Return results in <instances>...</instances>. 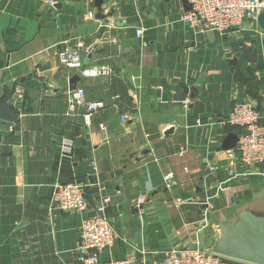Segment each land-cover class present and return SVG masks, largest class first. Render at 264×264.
Masks as SVG:
<instances>
[{
	"label": "crops",
	"instance_id": "crops-1",
	"mask_svg": "<svg viewBox=\"0 0 264 264\" xmlns=\"http://www.w3.org/2000/svg\"><path fill=\"white\" fill-rule=\"evenodd\" d=\"M91 2L0 0V96L13 84L15 100L24 95L17 120L0 119V264H81L85 213L53 207L66 179L85 185L91 205L111 198L118 238L101 261L160 264L172 249L212 250L224 218L264 214V164L245 166L222 147L237 134L234 107L261 101L264 28L247 22L218 44L182 20L184 0H104L105 19ZM78 40L87 66L110 64L111 77L61 66L57 45ZM75 77L88 100L106 103L91 117L65 115Z\"/></svg>",
	"mask_w": 264,
	"mask_h": 264
},
{
	"label": "built area",
	"instance_id": "built-area-1",
	"mask_svg": "<svg viewBox=\"0 0 264 264\" xmlns=\"http://www.w3.org/2000/svg\"><path fill=\"white\" fill-rule=\"evenodd\" d=\"M190 9L182 14V20L200 33L219 32L225 35L240 29L247 22L258 21L264 11V0H186ZM92 5L94 0H92ZM94 17V12H89ZM142 28L137 29L138 37L143 35ZM85 42L78 40L75 45L63 41L57 45V57L64 68L80 71L84 78H109L113 74L110 64L86 66L82 50ZM66 116L78 115L80 111L88 118L102 110L106 103L103 100H88L84 88L68 89L65 93ZM18 100H24L23 93L17 94ZM128 117L124 116L126 120ZM229 124L236 127L239 136L237 151L245 166L264 164V90L259 104L243 102L237 104L229 115ZM183 155V152L180 153ZM207 169L214 166L208 163ZM230 180L221 183L220 190H228ZM178 184L174 172L164 174V185L171 189ZM147 201L144 195L139 196L133 204L141 208ZM110 197H105L98 205H91L86 187L76 182L57 186L53 196V207L64 212L85 213L80 227V241L75 249L77 260L81 264H137L132 257L122 260L101 261L100 254L111 249L117 241V232L111 221L107 207ZM160 264H249L231 259L213 250L195 247L190 249H172L166 252Z\"/></svg>",
	"mask_w": 264,
	"mask_h": 264
},
{
	"label": "water",
	"instance_id": "water-1",
	"mask_svg": "<svg viewBox=\"0 0 264 264\" xmlns=\"http://www.w3.org/2000/svg\"><path fill=\"white\" fill-rule=\"evenodd\" d=\"M104 0H96V7L98 19H105L106 14L103 13L102 5ZM185 9H190V4L184 0ZM258 24L264 28V11L258 16ZM216 42L222 43V35L215 32ZM257 52L251 57L250 51L246 50L244 57L253 61L257 59ZM91 55L84 61L83 68H85L90 60ZM78 77L73 79V84L70 89H76L75 82ZM17 90L16 84L12 87L5 85L3 94L0 96V119L15 122L18 114L22 108L23 102L15 100L14 96ZM173 132L170 129L166 132L169 135ZM239 136L236 133H230L224 140L222 147L225 150L235 149L238 146ZM67 179L63 184H67ZM220 232L216 235V240L212 250L222 256L243 261L249 264H264V214L255 212L250 209H245L239 212L236 220L232 221L224 218L219 222Z\"/></svg>",
	"mask_w": 264,
	"mask_h": 264
}]
</instances>
